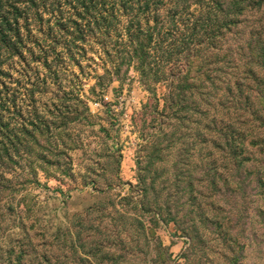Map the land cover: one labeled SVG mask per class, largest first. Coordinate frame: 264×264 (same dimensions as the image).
Here are the masks:
<instances>
[{"label":"rangeland","instance_id":"obj_1","mask_svg":"<svg viewBox=\"0 0 264 264\" xmlns=\"http://www.w3.org/2000/svg\"><path fill=\"white\" fill-rule=\"evenodd\" d=\"M137 2L47 0L23 59L4 69L19 146L3 170V261L264 264V127L244 112L264 109L244 73L264 9L241 17L207 60L225 62L218 78H248L252 90L239 106L198 114L196 96L166 102L155 81L173 63L160 45L129 42L157 20L147 12L159 0Z\"/></svg>","mask_w":264,"mask_h":264},{"label":"trees","instance_id":"obj_2","mask_svg":"<svg viewBox=\"0 0 264 264\" xmlns=\"http://www.w3.org/2000/svg\"><path fill=\"white\" fill-rule=\"evenodd\" d=\"M46 1L0 0V181L2 182L0 195L5 189L4 183L7 182L4 175L8 172L3 170L7 163L12 162L19 146V139L11 129L13 124L8 119L14 114L18 103L15 90H11L6 84L9 74L4 69L10 67L9 63H14L16 59H23L26 44L31 41L32 26H41L44 14L51 13L48 11ZM142 2L144 7L149 9L147 0ZM263 9L264 0H159V7L153 12H147L149 16L150 13L157 14V20L150 17L154 27L147 26L146 31H132L128 35L129 42L134 41V44L141 47V44L155 41L160 45L165 63L168 65L173 63L172 68L167 69L169 76L163 74L162 78L155 81L162 80L166 83L168 104L173 105V100L188 95L196 96V101L192 105L196 113L201 107L198 114L208 111L207 107L224 108L225 103L231 99L232 107H235L246 90H252L249 85L242 82L251 83V81L248 78H218L216 74L224 72L225 62L216 59L209 63L207 60L218 57V52H221L223 47L222 42L225 41L226 36L232 34L231 27L241 23V17L247 12L253 10L261 12ZM158 12L163 13L160 15L161 19ZM95 13L97 14V11ZM139 37H142L144 42L138 40ZM248 44H256L257 49L250 62L246 64L248 70L244 73L251 75L252 81L257 82L260 87V91L257 92L264 95V80L256 77L257 70L264 74V33L262 36L259 34L255 41ZM244 100L246 104L250 102L249 97H244ZM247 111L244 109L249 117L248 123L254 120L264 127V109L259 113ZM216 118V116L212 117L213 126L217 125ZM218 135L222 138L221 132H218ZM5 254L9 252L0 249L1 262L3 261L1 257ZM15 261L8 259L2 264H15Z\"/></svg>","mask_w":264,"mask_h":264}]
</instances>
